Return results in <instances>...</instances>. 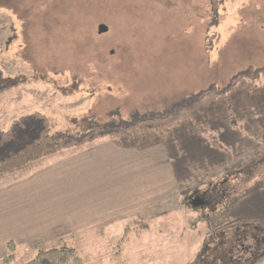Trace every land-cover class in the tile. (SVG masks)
Instances as JSON below:
<instances>
[{"label":"rangeland","instance_id":"1","mask_svg":"<svg viewBox=\"0 0 264 264\" xmlns=\"http://www.w3.org/2000/svg\"><path fill=\"white\" fill-rule=\"evenodd\" d=\"M100 24L107 33L97 34ZM261 70L264 0H0V85H12L0 95V131L38 112L52 133L80 137L170 114L198 117L211 104L221 112L207 119L240 124L211 139L208 164L220 162L205 174L196 165L177 179L195 155L179 156L171 177L140 174L142 197H126V222L110 224L100 214L91 222L84 200L48 206L42 249L71 248L83 264L263 261L264 221L235 225L247 202L231 209L254 182L264 185V78L230 84ZM206 91L199 106L182 110ZM108 210L99 213L108 219ZM13 241L8 264L33 259L24 238Z\"/></svg>","mask_w":264,"mask_h":264},{"label":"crops","instance_id":"2","mask_svg":"<svg viewBox=\"0 0 264 264\" xmlns=\"http://www.w3.org/2000/svg\"><path fill=\"white\" fill-rule=\"evenodd\" d=\"M203 99L199 100L197 106ZM221 107V104H211L200 110L196 114L198 117L167 119L157 129L134 128L136 131L129 134L126 132L130 129H126L105 135L82 147L60 151L27 167L0 175V263L9 254L8 244L13 245L14 257L15 236L24 238L36 253L43 250L47 244L44 234L48 228L46 218L41 215L46 213L48 206H60L59 203L65 198L74 203L73 207L80 200L87 202L88 207L92 208L88 209L90 216L87 217L91 222L101 215L108 223L117 224L127 219L126 197L129 196L131 201L141 200L140 174L156 172L171 177L175 160L181 155H195L191 158L196 161L188 162L184 169L183 166L178 169V180V177L189 176L190 169L196 165L199 173L205 174L207 168L220 162L213 160L212 166L208 164L213 154L212 140L216 139L223 126L231 131L240 126L236 117L207 119L211 112H221ZM136 141L138 150L129 151L127 144ZM156 166H159V171L155 169ZM137 184L140 187L138 193ZM252 185L231 205L233 210L234 205L239 207V203L247 202L246 207L238 208L233 216L235 225L264 221V185L259 181ZM105 208L109 209L108 219L103 216L104 212L99 213ZM134 220L143 222V217ZM51 231L54 232L55 227H51ZM261 258L263 261L256 264H264V255Z\"/></svg>","mask_w":264,"mask_h":264},{"label":"trees","instance_id":"3","mask_svg":"<svg viewBox=\"0 0 264 264\" xmlns=\"http://www.w3.org/2000/svg\"><path fill=\"white\" fill-rule=\"evenodd\" d=\"M264 78V70L255 73L254 76L238 75L231 81L230 87L244 78ZM0 80L3 77L0 74ZM12 85H0V95L9 90ZM206 91L196 96L190 103L183 106V109L193 107L200 99L210 95ZM176 114L163 118L142 120L129 124L123 128H115L112 131L100 132L94 128L89 133L80 137L52 133L50 122L46 116L34 112L29 115L15 119L7 130L0 131V175L13 172L31 165L39 160L51 157L56 153L72 148L82 147L94 140L109 134H117L126 129H149L158 128L165 124V120L175 118ZM9 254L1 261V264H8L13 259V245L8 244ZM26 264H83L75 250L68 247H58L38 251L33 259Z\"/></svg>","mask_w":264,"mask_h":264},{"label":"water","instance_id":"4","mask_svg":"<svg viewBox=\"0 0 264 264\" xmlns=\"http://www.w3.org/2000/svg\"><path fill=\"white\" fill-rule=\"evenodd\" d=\"M107 32H108V28L106 25H104V24L98 25V27H97V34L98 35H102V34H105Z\"/></svg>","mask_w":264,"mask_h":264}]
</instances>
